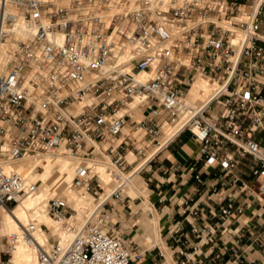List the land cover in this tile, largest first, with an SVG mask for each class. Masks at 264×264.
<instances>
[{"label":"built area","instance_id":"2783aa9c","mask_svg":"<svg viewBox=\"0 0 264 264\" xmlns=\"http://www.w3.org/2000/svg\"><path fill=\"white\" fill-rule=\"evenodd\" d=\"M0 5V38L6 35L2 26L16 19L5 11L8 5L34 29L17 43L0 75V207L10 209L36 191L27 172L8 170L9 164L62 152L81 159L73 185L95 198L105 191L96 171L97 164L104 165L113 188L97 211L106 216L112 201H130L122 192L133 175L152 169L184 132L198 143L196 162L202 166L193 177L202 183V170L215 175L208 200L217 206L223 231L254 201L264 205V0H70L66 6L59 0H1ZM126 48L134 57L124 64L118 58ZM141 73L149 77L143 80ZM198 76L213 79L217 88L202 109L193 110L185 98ZM137 107L144 112L138 121ZM177 124L175 135L162 142L164 128ZM247 156L252 183L240 173ZM194 171L195 164L186 172ZM48 212L69 227L65 198L49 199ZM205 212L198 202L186 207L200 246L218 232L197 223ZM255 215L261 214L252 211ZM249 222H243L253 229L247 247L264 250V227ZM72 229L68 244L46 248L34 236L36 225H23L7 237L9 257H0V264H11L10 249L19 239L35 249L38 264H142L147 249L94 221ZM231 252L227 263L240 264L244 250L236 243ZM194 263L191 254L181 262ZM256 264H264V256Z\"/></svg>","mask_w":264,"mask_h":264},{"label":"crops","instance_id":"0c3cea01","mask_svg":"<svg viewBox=\"0 0 264 264\" xmlns=\"http://www.w3.org/2000/svg\"><path fill=\"white\" fill-rule=\"evenodd\" d=\"M189 100L194 105H197L196 107L205 102L198 99L194 86L190 92ZM143 115L144 112L139 107L133 113V116L137 120ZM177 126L179 127V125ZM177 126H166L165 134L171 132V130L175 131L178 128ZM197 151L198 143L191 137L189 132H184L177 136L158 158L154 160L152 169L133 176L144 184V190L147 191L148 199L146 201L149 208L147 217L151 219L156 214L158 217L155 218V225L157 226L158 222H160L161 226L160 233L155 228L156 236H150L147 232L143 236L144 239H149L155 243L148 244L142 264H181V262L186 260L187 254H191L192 259L195 261L194 264H229L227 262L232 256L231 247L236 243L244 250V259L240 264H256L264 256V250L256 249L255 251H251L247 247L250 242L249 230L253 231V229L244 225L243 222L249 220L248 225H254L259 229L263 228L264 205L254 201L253 206L249 207L239 220L232 219L228 225V222H226V230L223 231V228L220 227L222 222L221 216L216 212L217 206L208 200V195L217 184L215 175H208V173L202 170V177L204 179L202 183L197 182L193 177L202 166L201 162H196ZM194 164V173H187L188 167ZM251 165L252 159L247 156L243 159L240 167L243 179L249 183L254 181L250 171ZM26 166V163L21 164V171H26L31 176H36V183L40 188L37 192L40 195L43 193V198L35 204V207H38L36 208V212L48 220L50 219L48 214V197L49 195L58 196L59 191L66 189L68 185L72 184V167L74 165L60 160L50 165L41 174L37 173L36 170H27ZM49 175H52L54 178L51 184H47L46 181ZM106 184H109V182ZM218 187H220V184L217 185ZM198 189L199 191H197ZM69 192L73 198L71 201L72 206L78 209L82 206V208H86L87 210L86 216L80 219L79 223L77 222L80 224L87 219L99 202H103L111 194L112 188H108L106 194H102L100 200L94 206L86 204L84 202L85 197L81 193L73 194L71 190ZM195 202H198L206 210L203 218L199 219L197 223L206 222L218 228L216 238L203 246L198 245V238L192 231L191 218L187 217L186 213V207ZM19 204L14 208L13 213L19 207ZM4 210L1 214L0 227L6 218L7 211ZM30 210L27 217L31 220L35 215L30 214ZM252 211L261 215L253 217ZM16 221L18 226L22 228V220L16 218ZM238 221H241V223L239 224ZM42 222H38L39 229L46 234L45 230L41 227ZM146 228L147 226L145 225ZM217 255H220L218 260L215 259Z\"/></svg>","mask_w":264,"mask_h":264},{"label":"rangeland","instance_id":"374dc122","mask_svg":"<svg viewBox=\"0 0 264 264\" xmlns=\"http://www.w3.org/2000/svg\"><path fill=\"white\" fill-rule=\"evenodd\" d=\"M64 1H66V0H61V1L59 0V3L62 5V3ZM0 13H1V8H0ZM19 13L21 14L20 11H19ZM22 19H23V17H22ZM13 26H14V24L8 25L9 28H12ZM3 36H5L3 38H4V41L7 42V44L9 45L8 47L13 48L11 46L14 44L13 45L14 51L16 49L15 46H17V43L19 41L29 39V38H23L20 35L18 38V34L15 32H13L11 34L6 33V35H3ZM15 36H16V38H15ZM14 39H15V41H14ZM126 51H129V48L122 51V53L119 55L120 56L119 59L121 58L120 61L118 60L119 62L122 61V63H124V61H123L124 59H122V58L125 57L124 55L127 53ZM12 58L10 59V61L12 60ZM10 61L8 63H10ZM7 65L9 67V64H7ZM7 65H6V68L4 70L6 72L8 70ZM128 69L129 68H127V70ZM4 73L5 72H3V74ZM200 79H202V81L212 82L214 84L213 87L217 86V84L211 79H208V78H200ZM198 102H200V101L198 100ZM132 105L134 106V103ZM143 116L141 118H143ZM134 120L138 121L139 119L137 120L134 117ZM169 126H171V125H169ZM164 131L166 132L165 128H164ZM128 158L130 161H132L135 157L133 155H129ZM25 163L27 164V166L31 165L32 167L35 166V164H36V162L34 160H29V159H26ZM20 166H21V164L13 162L11 168L21 170ZM27 166H26V168H28ZM34 170H36L37 173H40V174L43 173L44 172V164H43V168L41 165H39L38 168L34 169ZM101 174H102V172H101ZM32 177L36 181V176L35 177L32 176ZM72 178H73V167H72ZM104 179L102 177V185H103L105 191H102L103 193H101V195L106 194V190L108 188H113V184L111 183L110 176H109V180H110L109 184H106V181ZM46 181H47V183L51 184L54 181L53 176L49 175L47 177ZM144 189H145L144 184L140 180H138L137 178H134L132 183L129 184L126 188H124V190L122 192V196L123 197L129 196L130 201L128 200L129 198L126 199L124 202H120V201H116V200L112 201L111 205L106 207V209H109L107 211L106 216L95 217V219H94L95 224H97L98 226H100L102 229H104L105 231H107L109 233L118 235L124 241H127L128 243L132 242L131 245L138 247V248L140 247L141 249H146L149 243L150 244L155 243L154 241L152 242L149 239L143 238V236L145 235L146 232L150 236L151 235L156 236L155 228L159 231V233L161 232L160 222H158L157 226L155 225V218L158 216L155 214V217L151 218V219L147 217V213H148L149 208H148V202L146 200L148 199V196H147V191ZM39 190H40V188L38 187V191ZM69 190H71L72 192H80L85 197L84 202L86 204H90V206H94L100 200V198H95V196L92 194L91 191L79 189V188L75 187L73 184H70V186L68 185V187L64 190L59 191L58 196H65L70 201L69 202L70 203V208H69L70 210H69V218H68L69 227L62 228L59 226H55L51 218L47 220L43 216L37 215L35 217V218H37V222L43 221L41 223V226L45 230L46 235H48V237L50 239L49 245L53 244L54 242H59L58 239H56L57 234L59 232H64L65 229H72L73 227L77 226L79 223L78 221L80 219H82L83 217H85L87 214L86 208H82V206H81V208L78 209V208H74V206H72L71 201L73 198H72ZM37 194H38V192L35 195H37ZM52 196L53 195H49L48 198H50ZM28 200H29L28 198L23 199V201H28ZM19 203H21V201ZM35 206L36 205L34 204L33 209L30 210V214L35 215L37 213L36 208H38V207H35ZM14 207H15V205L12 206L10 209H7L6 211L9 213H12L14 210ZM2 213H3V209L0 208V219H1ZM29 221H30V219H28V217H26L24 220H22V223L24 225H27L29 223ZM135 222H138V223L136 226L133 227V224ZM145 225L147 226L146 229H145ZM143 229H145V230H143ZM13 233H20V230H9L8 232H0V257L3 259H6L9 257L8 254L4 253V250L7 248V245H6L7 237ZM35 237H38V233L35 234ZM13 247L10 249L11 254H12L11 260L14 257V255L12 253ZM35 259H36V262L38 263L37 255L35 256ZM15 261H16V259H14V261H10V262H11V264H25V262L20 261V260H17L19 263L17 261L15 263Z\"/></svg>","mask_w":264,"mask_h":264},{"label":"bare ground","instance_id":"6f19581e","mask_svg":"<svg viewBox=\"0 0 264 264\" xmlns=\"http://www.w3.org/2000/svg\"><path fill=\"white\" fill-rule=\"evenodd\" d=\"M0 2H1V0H0ZM68 4H69V0H66V1H64L62 3V5H64V6H66ZM0 8H1V12H2L3 6L0 5ZM5 11L8 14H10V15L15 16L16 19H15V21L13 23L14 26L12 28H9L8 25L4 24L2 26L3 31L6 32V33H10V34L13 33V32H15V33L18 34V38H19V35L21 37H23V38H30L32 36V34L34 33V29L24 19H22V15L19 13V11L16 8H14L13 6H10V5L6 6ZM0 28H1V21H0ZM15 38H16V36H15ZM55 39L57 41H59V42L62 41V38L60 36H55ZM14 41H15V39H14ZM13 45L11 46L13 48L8 47L9 45L7 44V42L4 41V38L3 37L0 38V75H3V72L6 73V71H4L5 68H6V65L9 64L8 62L13 57V54H14V46ZM126 52H125L126 54L124 53L125 54L124 55L125 57L122 58V59H124L123 60L124 61V64H127V62L130 61L134 57L133 56L134 54H133V52L131 51L130 48H129V51H126ZM120 59L118 58L119 61H120ZM7 68H8V65H7ZM148 77H149V75L147 73H141L140 74V78L143 79V80H146ZM197 78H198V80L196 81ZM200 78H208V77H202V76L196 77V79L194 80V83L192 84V86H191V88H190V90H189V92H188V94H187V96L185 98V101H186L187 105L189 107L193 108V110H200V109H202L209 102L211 96L213 95V93L215 92V90L217 88V86L213 87L214 84L212 82L202 81V79H200ZM208 79H210V78H208ZM211 80H213V79H211ZM193 86H194L195 94L198 97V99L205 101L199 107H196V105H194L189 100V95H190V92L192 91ZM135 104H136V102L134 103V106H135ZM177 125H180V124H177ZM171 127H174V126H171ZM176 132H177V129L175 131L171 130V132H167L166 134H165V131H164V135L162 136L161 141L163 142L165 140H168V139L172 138L175 135ZM130 155H132V154H130ZM29 160H34L36 162L35 166H33V167L31 165H28L27 166L28 168H26V169L27 170L29 169V171H34V169H37V167L39 165H41L42 168H43V164H44V170H45L50 165L56 163L57 161H60V160L67 161L71 165H74V167H73V178H74V174H75V169L78 166V164L81 162V159L67 156V155L63 154L62 152H59V153L54 154V155H51V156L42 157V158H29ZM25 162H26V159H24L22 161H17L16 163H18V164H24ZM12 163L9 164L6 167V169H8V170L21 171L19 169H12L11 168ZM96 171L99 173L100 178H101V181H102V177H103V179L105 178L104 180L106 181V183L110 182V180H109V174L106 171L104 165L97 164ZM101 172H102V174H101ZM137 175H139V174H137ZM27 176L29 177V180L36 185V191L33 192L32 194L24 197V198H28L29 200L28 201H23V199H24L23 198L21 200V203L20 204L18 203L19 204V207L15 210L14 213L12 212L13 214H10L9 212H6V218H5V220L1 224L0 232H8L9 230H20V232H21V228L18 226L17 221H16V218L19 219V220H24L28 216V211L34 206V204H36L37 202H39L43 198V193L41 195L40 194L35 195L36 192L38 191L37 183L33 179V177L30 176V174L28 172H27ZM73 178H72V184H73ZM133 179H134V177H132V180H131L130 184L132 183ZM79 189L86 190L85 188H79ZM76 193H79L80 194V192H73V194H76ZM59 197L65 198L67 200L68 206L70 208V203H69L70 201L65 196H52L49 199H51V198H59ZM18 204H16L15 207ZM98 205H99V203L95 206L93 212L90 213V215L87 217V219L85 221H83L82 223L78 224L75 227H84V226H86V224L88 223L89 220L94 221L95 217H98V215L100 214L99 211H97L98 210V208H97ZM0 208L7 210L4 207H0ZM37 215L40 216L39 213H36L35 216L29 221V223L27 225H30L31 223H33V224L36 225V230L34 232V236H35L36 233H38V237H35V238L38 240L39 243H41L43 246H45L46 248H48V247L51 246V245H49V242H48L49 237L44 232H42V230L39 229V223L37 222V218H35ZM50 218L52 219V221H53V223H54L55 226H59V227L65 228L64 226L56 223L51 216H50ZM74 233L75 232H74L73 229H65L64 232H59L57 234V238L56 239H58V241H59L60 244L66 245L73 238ZM12 253H13L14 257L12 258L11 261H14V259H16V261L17 260H20V261L25 262V264H38L36 262V259H35V256H36L35 255L36 254L35 249L33 247H31L30 245H28L23 239H19L15 243V245L13 247V250H12ZM16 261H15V263H16Z\"/></svg>","mask_w":264,"mask_h":264}]
</instances>
